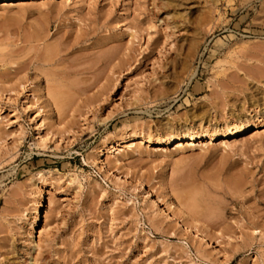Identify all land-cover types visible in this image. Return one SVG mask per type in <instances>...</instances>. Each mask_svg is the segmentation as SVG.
<instances>
[{
	"label": "rangeland",
	"instance_id": "obj_1",
	"mask_svg": "<svg viewBox=\"0 0 264 264\" xmlns=\"http://www.w3.org/2000/svg\"><path fill=\"white\" fill-rule=\"evenodd\" d=\"M263 68L264 0L0 2V264H264Z\"/></svg>",
	"mask_w": 264,
	"mask_h": 264
},
{
	"label": "bare ground",
	"instance_id": "obj_2",
	"mask_svg": "<svg viewBox=\"0 0 264 264\" xmlns=\"http://www.w3.org/2000/svg\"><path fill=\"white\" fill-rule=\"evenodd\" d=\"M15 1H23V0H0V2H5L6 4L9 3H13ZM257 73L259 74H262L264 76V68L261 69L260 71H257ZM246 76V75H245ZM247 77H250V78H253L254 76H247ZM245 128L243 127H236V128H233V129H226L224 131H202V132H195V131H192V132H187L183 135H180V136H169L165 139L164 142H167V143H171L173 141H175V143L177 144L176 145V148H180L182 149L183 148V143L182 140L184 139H187L188 141H194V140H197V139H200V138H204V139H210V140H217L219 138H224V137H231V136H234L242 131H244ZM147 141L148 142H152L150 138H147ZM146 141V142H147ZM157 144L161 143L162 140L161 139H157L155 141ZM42 202L39 203V206L37 207V210H36V218H35V223L38 222L39 220V214L41 213L40 209L42 208Z\"/></svg>",
	"mask_w": 264,
	"mask_h": 264
}]
</instances>
